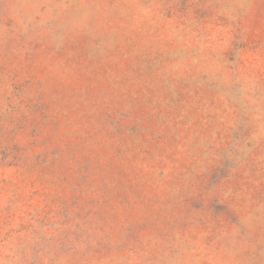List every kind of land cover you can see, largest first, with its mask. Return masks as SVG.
Listing matches in <instances>:
<instances>
[{
  "label": "clouds",
  "instance_id": "9594fccd",
  "mask_svg": "<svg viewBox=\"0 0 264 264\" xmlns=\"http://www.w3.org/2000/svg\"><path fill=\"white\" fill-rule=\"evenodd\" d=\"M0 14V264H264V0Z\"/></svg>",
  "mask_w": 264,
  "mask_h": 264
},
{
  "label": "rangeland",
  "instance_id": "374dc122",
  "mask_svg": "<svg viewBox=\"0 0 264 264\" xmlns=\"http://www.w3.org/2000/svg\"><path fill=\"white\" fill-rule=\"evenodd\" d=\"M17 2L22 3L23 0H13V3H17ZM23 11H24L23 9H19L17 11V15L22 14ZM254 23L257 28L261 26L259 20L255 21ZM16 24H17L16 19L9 18L8 20H5L3 18V14H0V25L15 26ZM9 31L10 32L14 31V27H10ZM111 67H114V66L107 65L103 62L98 63L93 73L87 75L84 78V81L82 82V86L86 87L89 90V92H96V91L107 89L110 85L107 83L105 76L109 68ZM43 190H44L43 183L38 178L35 179L31 185V191H32L33 197L35 199H39L43 194Z\"/></svg>",
  "mask_w": 264,
  "mask_h": 264
}]
</instances>
